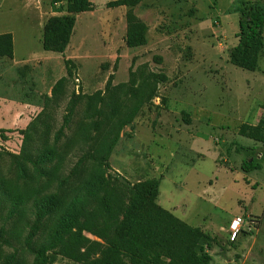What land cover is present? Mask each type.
Segmentation results:
<instances>
[{
	"label": "rangeland",
	"instance_id": "rangeland-1",
	"mask_svg": "<svg viewBox=\"0 0 264 264\" xmlns=\"http://www.w3.org/2000/svg\"><path fill=\"white\" fill-rule=\"evenodd\" d=\"M72 1L0 0V34L15 44L13 59L0 58V130L12 131L0 140V227L22 239L36 198L53 199L54 221L103 173L131 184L154 179L158 207L216 240L210 264H264V143L241 132L264 125V49L256 71L230 60L241 10L264 12V0H90L91 11L70 13ZM63 16L75 19L70 42L47 52L45 29ZM138 23L146 43L128 47ZM25 147L44 159L46 175L11 161ZM84 152L108 157V166L87 163L71 177ZM245 162L262 168L245 173ZM19 196L28 206L6 223ZM9 261L39 264L0 244V264Z\"/></svg>",
	"mask_w": 264,
	"mask_h": 264
},
{
	"label": "trees",
	"instance_id": "trees-1",
	"mask_svg": "<svg viewBox=\"0 0 264 264\" xmlns=\"http://www.w3.org/2000/svg\"><path fill=\"white\" fill-rule=\"evenodd\" d=\"M58 2L59 0H54ZM90 0H73L70 13L92 10ZM75 26L71 16L53 18L45 29L44 50L63 53L67 48ZM147 28L143 24L133 25L127 33L128 47H140L146 43ZM238 45L232 50V64L248 71L259 68L264 49V12L256 4H247L241 10ZM14 37L12 33L0 34V58H14ZM73 111L65 118L69 126ZM1 129L0 140L8 141V133ZM25 146L29 143L27 131ZM242 134L264 143V125L245 127ZM11 161L21 165H32L40 175H46L44 159L29 153L26 147L20 155L9 154ZM98 162L101 169L107 167L108 157H96L84 152L76 163L71 177L79 174L87 163ZM259 162H245V173L260 170ZM60 176V174H59ZM100 181L103 182V186ZM159 182L150 179L131 184L120 176L103 173L101 180L79 195L71 211L53 221L54 201L36 198L32 218L26 223V234L22 239L2 225L0 244L7 248L21 247L36 255L39 264H49V252L87 264H210L208 251L215 239H210L199 228H194L156 204ZM30 199L19 196L6 218L9 223L22 206H28ZM50 231L41 249L38 242ZM85 233L98 238L91 240ZM3 264H13L12 261Z\"/></svg>",
	"mask_w": 264,
	"mask_h": 264
},
{
	"label": "built area",
	"instance_id": "built-area-1",
	"mask_svg": "<svg viewBox=\"0 0 264 264\" xmlns=\"http://www.w3.org/2000/svg\"><path fill=\"white\" fill-rule=\"evenodd\" d=\"M241 222H242L241 219H238L237 221H234V223L232 224L231 228L234 231L233 238L236 237L238 232V226H240Z\"/></svg>",
	"mask_w": 264,
	"mask_h": 264
}]
</instances>
